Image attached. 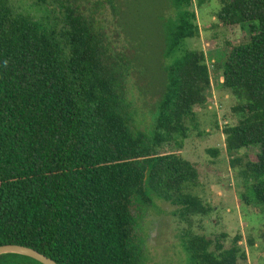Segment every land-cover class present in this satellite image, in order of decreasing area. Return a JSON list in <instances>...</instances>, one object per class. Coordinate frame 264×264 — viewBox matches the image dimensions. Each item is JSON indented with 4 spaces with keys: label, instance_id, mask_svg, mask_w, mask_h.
Returning <instances> with one entry per match:
<instances>
[{
    "label": "trees",
    "instance_id": "16d2710c",
    "mask_svg": "<svg viewBox=\"0 0 264 264\" xmlns=\"http://www.w3.org/2000/svg\"><path fill=\"white\" fill-rule=\"evenodd\" d=\"M218 2L213 26L245 24L248 32L243 42L225 43L221 59V87L238 115L220 128L223 148L245 189L242 203L264 214V0ZM33 4L45 10L51 5L57 24L45 12L35 18L0 0V245H24L57 264H140L134 204L160 199L186 223L213 209L193 192L195 163L171 148L161 150L180 147L188 125L196 127L193 108L204 103L210 84L202 50L174 54L184 38L197 35L191 0L166 2L174 15L163 19L161 76L150 122L141 129L132 126L128 81L131 74L139 78L136 54L143 37L138 21H129L127 1ZM103 6L116 25L109 34L96 15ZM246 147L256 148L254 161L238 156ZM206 151L218 154L216 148ZM182 237L190 264L245 258L238 233L227 247L223 231L187 230ZM256 237L264 249V227ZM253 242L246 237L249 247ZM0 264L41 263L3 253Z\"/></svg>",
    "mask_w": 264,
    "mask_h": 264
},
{
    "label": "rangeland",
    "instance_id": "374dc122",
    "mask_svg": "<svg viewBox=\"0 0 264 264\" xmlns=\"http://www.w3.org/2000/svg\"><path fill=\"white\" fill-rule=\"evenodd\" d=\"M126 1L129 21L132 26L138 21L135 27L143 37L140 50L136 54L139 78L136 79V74H131L128 81L132 98L130 109L134 111L132 126L141 129L150 122L149 111L153 101L151 96L156 91L161 76L159 34L163 19L166 16L172 17L174 11L166 5L167 0ZM9 3L14 11L29 13L35 18L45 12L46 19L57 24L49 12L51 5H47L45 10L43 5L35 6L33 0H9ZM188 8L193 11L197 35L184 38L174 54L178 56L184 49L202 50L210 84L205 92L204 103L193 108L196 127L188 125L187 136L181 140L180 147L165 146L161 150L171 148L183 158L195 163L198 185L193 192L213 209L203 216H191L186 223L171 214L174 209L172 205L160 199L153 198V203L148 206L134 204L130 211L136 218L133 230L135 238L142 246L140 264H190L182 244V235L187 230L205 235L226 232L224 247H227L231 237L238 233V244L245 254V258L239 259L238 264H263L264 249L256 235L264 227V214L256 213L253 208L242 203L239 194L245 189L240 188V179L235 169L228 164L229 158L224 151L223 134L220 131L222 124H233L238 119V115L230 110L233 104L232 96L221 87L224 46L225 43L236 44L246 40L247 28L245 24L213 26L214 13L219 8L218 0H191ZM96 15L104 26V31L108 34L113 32L116 25L113 24L108 8H99ZM115 44L120 48L121 41L116 40ZM171 59L172 56L165 59V62L169 63ZM209 148H216L218 154L211 156L206 151ZM255 152V147H246L239 150L238 156L242 161H254ZM247 236L254 240L251 247L246 244Z\"/></svg>",
    "mask_w": 264,
    "mask_h": 264
},
{
    "label": "water",
    "instance_id": "95a60500",
    "mask_svg": "<svg viewBox=\"0 0 264 264\" xmlns=\"http://www.w3.org/2000/svg\"><path fill=\"white\" fill-rule=\"evenodd\" d=\"M3 253H16L28 256L37 262L41 264H57L54 260L51 258L43 255L42 253L26 247L24 245H18V244H1L0 245V254Z\"/></svg>",
    "mask_w": 264,
    "mask_h": 264
},
{
    "label": "crops",
    "instance_id": "0c3cea01",
    "mask_svg": "<svg viewBox=\"0 0 264 264\" xmlns=\"http://www.w3.org/2000/svg\"><path fill=\"white\" fill-rule=\"evenodd\" d=\"M192 162V161H191Z\"/></svg>",
    "mask_w": 264,
    "mask_h": 264
}]
</instances>
